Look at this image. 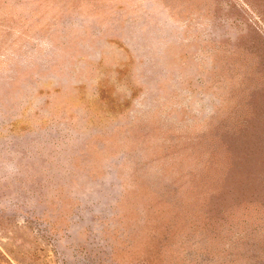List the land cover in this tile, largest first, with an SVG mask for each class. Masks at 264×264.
I'll use <instances>...</instances> for the list:
<instances>
[{
    "label": "rangeland",
    "instance_id": "1",
    "mask_svg": "<svg viewBox=\"0 0 264 264\" xmlns=\"http://www.w3.org/2000/svg\"><path fill=\"white\" fill-rule=\"evenodd\" d=\"M0 264H264V0H0Z\"/></svg>",
    "mask_w": 264,
    "mask_h": 264
}]
</instances>
